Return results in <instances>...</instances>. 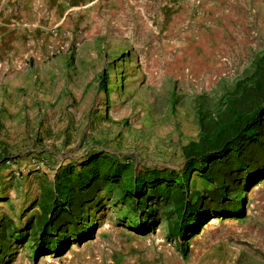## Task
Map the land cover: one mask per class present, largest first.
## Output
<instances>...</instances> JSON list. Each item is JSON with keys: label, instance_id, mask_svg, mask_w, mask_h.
<instances>
[{"label": "rangeland", "instance_id": "rangeland-1", "mask_svg": "<svg viewBox=\"0 0 264 264\" xmlns=\"http://www.w3.org/2000/svg\"><path fill=\"white\" fill-rule=\"evenodd\" d=\"M82 1L66 63L52 46L42 56L45 35L59 38L51 28L26 33L34 52L16 74L25 92L33 83L40 119L24 130L0 122V264H264V177L242 188L239 211H210L198 233L182 237L169 232V200L136 210L105 190L85 213L87 233L57 251L38 248L43 236L30 224L61 166L104 155L135 173L183 172L200 104L215 107L264 53V0ZM209 187L194 171L187 198L207 199Z\"/></svg>", "mask_w": 264, "mask_h": 264}, {"label": "trees", "instance_id": "trees-1", "mask_svg": "<svg viewBox=\"0 0 264 264\" xmlns=\"http://www.w3.org/2000/svg\"><path fill=\"white\" fill-rule=\"evenodd\" d=\"M198 120V138L183 146L186 168L181 173L158 168L135 173L129 163L104 155L92 156L79 167L72 163L61 166L53 185L41 194L36 224H30L43 236L40 241L34 237L38 248L57 251L70 238L87 233L85 213L97 205L99 193L105 190H116L124 200L131 199L136 210L145 211L152 198L169 200L174 207L168 212L169 232L177 237L198 233L210 211H239L242 188L264 177V53L215 107L200 104ZM194 171L210 186L207 199L204 195L196 201L187 198ZM225 198L230 200L228 204ZM20 238L23 235L16 236Z\"/></svg>", "mask_w": 264, "mask_h": 264}, {"label": "crops", "instance_id": "crops-1", "mask_svg": "<svg viewBox=\"0 0 264 264\" xmlns=\"http://www.w3.org/2000/svg\"><path fill=\"white\" fill-rule=\"evenodd\" d=\"M80 2L82 5L78 7L73 0H0V65L7 64L9 69L8 74H3L6 68L0 69V74H3L1 81L7 87L5 94L0 96V122H3L6 130L15 127L24 130L28 122L33 126L40 119L37 105L39 96L35 95L33 83L25 92L24 82H21L24 74H16L25 58L33 56L34 52V45H31L34 37L27 39L26 33L51 28L55 37L59 38L50 44L45 35L42 56L49 57L53 48L58 53L55 61L66 63L73 44L71 31L74 19L84 11V3L82 0ZM26 41L29 42L28 50L25 48ZM22 92L27 93V96L22 95ZM43 112L48 114L49 108Z\"/></svg>", "mask_w": 264, "mask_h": 264}, {"label": "bare ground", "instance_id": "bare-ground-1", "mask_svg": "<svg viewBox=\"0 0 264 264\" xmlns=\"http://www.w3.org/2000/svg\"><path fill=\"white\" fill-rule=\"evenodd\" d=\"M215 220H216V219L214 218V219L212 220V223L215 222ZM216 222H217V221H216Z\"/></svg>", "mask_w": 264, "mask_h": 264}, {"label": "water", "instance_id": "water-1", "mask_svg": "<svg viewBox=\"0 0 264 264\" xmlns=\"http://www.w3.org/2000/svg\"><path fill=\"white\" fill-rule=\"evenodd\" d=\"M245 215V211H244V213L242 214V216H244Z\"/></svg>", "mask_w": 264, "mask_h": 264}]
</instances>
